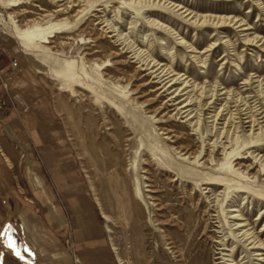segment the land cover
Wrapping results in <instances>:
<instances>
[{
    "label": "rangeland",
    "instance_id": "rangeland-1",
    "mask_svg": "<svg viewBox=\"0 0 264 264\" xmlns=\"http://www.w3.org/2000/svg\"><path fill=\"white\" fill-rule=\"evenodd\" d=\"M174 1L200 12L233 13L251 24L253 29L247 33L264 36V8L254 2L239 0L231 5L230 0ZM18 2L19 5L13 6L11 0H0L3 49L19 58L22 69L30 61L39 69L42 83L51 92L50 101L64 121L67 139L76 149L93 195L107 217L108 229L115 235L113 248L121 259L119 264H230L224 259L231 256L238 264L249 262V258H243L245 248L234 239L228 240V228L227 250L232 247L234 250H221L223 233L217 226L227 220L221 209L224 204L226 210H239L264 239V231L260 232L264 219L256 220L264 207L261 166L253 158L247 159V153L242 151L240 156L244 158L231 159L237 171L231 175L227 171L230 150L214 149L210 145L214 136L206 141L209 145L203 144L198 135L192 134L187 122L169 112L174 106L164 109V104L170 102L167 91L157 90L159 85L153 81L151 86L152 76H143L147 71H138L139 64L133 61L132 53L125 52L117 37H106L104 25L97 22L104 14L114 17L126 32L134 31L132 39L136 42L146 34L145 46L158 59L165 57L159 40L161 32L147 22L145 15L136 17L123 6L122 0L98 6L87 15L80 13L84 10L82 3L71 7L68 0ZM261 2L264 5V0ZM151 13L173 25L193 43L202 59L208 56L207 63L200 64L192 57L193 53L185 51L183 59L178 43L170 36L164 40L174 57L172 65L187 77L190 84L187 90H193L196 97L202 85L216 88L220 84L218 88L243 90L248 95L247 91L254 88L244 86L245 77L264 82V51L258 44L243 43L244 35L239 29L195 28L176 22L162 10ZM38 27L46 38L38 40L36 35L21 34L22 30L31 32ZM227 35L233 43L231 47L222 39ZM216 41L213 50L201 53ZM235 59L238 66L233 62ZM4 60L7 62V58ZM72 62L76 75L68 80L67 65ZM33 64L28 68L33 69ZM194 84L198 85L195 92ZM127 91L133 93L127 96ZM161 126L172 133L167 134ZM177 139L175 147L188 146L195 152L204 148L197 165L177 153L173 147ZM216 177L227 179L228 183L216 181ZM249 190L255 194H249ZM225 191H229L228 199ZM213 192L219 194V204L215 203ZM12 216L10 210L0 226V235L7 226L14 245L21 251ZM0 264H24L4 248L1 238Z\"/></svg>",
    "mask_w": 264,
    "mask_h": 264
},
{
    "label": "crops",
    "instance_id": "crops-1",
    "mask_svg": "<svg viewBox=\"0 0 264 264\" xmlns=\"http://www.w3.org/2000/svg\"><path fill=\"white\" fill-rule=\"evenodd\" d=\"M31 64L13 77L17 109L0 111V226L12 210L18 245L37 264H119L115 235Z\"/></svg>",
    "mask_w": 264,
    "mask_h": 264
},
{
    "label": "bare ground",
    "instance_id": "bare-ground-1",
    "mask_svg": "<svg viewBox=\"0 0 264 264\" xmlns=\"http://www.w3.org/2000/svg\"><path fill=\"white\" fill-rule=\"evenodd\" d=\"M12 5H19L17 0H11ZM61 1V0H59ZM71 3V7L79 5L84 6V10L80 13L86 15L96 10L98 6L109 5L110 2H115L118 0H68ZM231 5L238 3L239 0H230ZM254 2L255 5H258L261 9L264 8L263 2L261 0H248V2ZM106 3V4H104ZM124 7H127L136 17H141L145 15L147 22L159 32H161L159 40L160 45L163 48L162 51L165 54V57L157 58L154 55V52L150 48L145 46V41L147 35L142 36L141 41H135L132 39L134 31L131 30L126 32L114 17H109L107 14H104L103 17H98L99 24H103L105 28L104 34L106 37H117L120 41V44L123 45L125 52L132 53L133 61H136L139 64L138 71H147L143 76L148 77L152 76V81L159 85L157 90L162 89L163 92L167 91L168 101L164 105V109H169V112H174L173 117L183 119L182 122H187L188 126L192 128L193 133L198 135L202 143H206L207 140H210V137H216L215 140L210 144L216 148H222L224 151L230 150L228 153V172L231 175L237 173L236 169L232 166V158L242 159L244 157L240 156L242 151L247 153V159L253 158L264 172V82L263 79H258L252 81V78L245 77L243 79L244 86H251L254 90L247 91L248 95L242 93L243 90L228 89L227 87H221L220 84L216 88H207L205 85H202L199 88V96L193 94V90H187L190 87L189 81L186 80L187 77H184V74H181L174 66L172 61L174 57L171 56L169 49L166 48L164 40L168 36L172 37L176 43H178L181 51L180 55L185 59L184 52L193 53L192 57L199 62L207 63L208 56L206 55L202 59V55L198 52L197 47L190 43L181 33L176 31L173 28V25L162 21L158 17H154V14L151 12L154 10H162L167 15H171L175 18V21L186 23L195 28H228L234 27L235 30H240V33H243V43L246 45H259L264 51V36L259 37V35L254 34L250 35L246 31L253 29L250 23L247 22L245 18L239 17L233 13H212V12H200L196 8H192L189 5L182 4L181 2L174 0H122L121 2ZM230 9V8H229ZM162 18H166L162 17ZM134 21H129L130 24H133ZM56 28H60L59 25ZM129 29H132L133 26H129ZM40 27L29 32L22 30L21 34L30 36L36 35L39 37L38 40L46 38L41 31ZM103 34V33H102ZM108 34V35H107ZM103 37V36H102ZM105 37V36H104ZM82 40L84 38H81ZM224 43L231 47L233 44L229 36L222 37ZM218 41V40H217ZM216 42H213L209 45L210 48L201 53L205 54L216 46ZM84 43V42H82ZM112 46V43H111ZM173 49V48H172ZM234 50H236L234 48ZM226 55L224 56L225 59ZM238 59V55L236 56ZM242 60V59H241ZM234 64L236 59L233 60ZM235 65L238 66L236 63ZM133 66V65H131ZM76 65L74 62L67 65L66 75L71 79V76H75ZM140 72V73H141ZM65 73V72H63ZM147 75V76H146ZM149 84V83H148ZM151 86H154L151 84ZM198 85L194 84V92L197 91ZM123 89H127V86H124ZM246 89V90H247ZM127 96L133 91H127ZM253 92V93H252ZM123 93V92H122ZM161 95V94H160ZM126 96V97H127ZM253 101V102H252ZM211 107L214 109L212 111H207ZM233 107V108H232ZM155 113V112H154ZM221 125V126H220ZM162 130H167L161 126ZM171 130H167V134H171ZM175 136V135H173ZM179 140L177 139L173 147ZM209 145V143H206ZM177 153L183 155L187 160H193L192 162L197 165L200 162V157L204 153V148L199 152L191 151V148L188 146H176ZM263 152V153H262ZM240 156V157H239ZM215 159H212L214 161ZM204 162H207L206 160ZM214 175V174H213ZM221 174L219 176H223ZM228 176V174H227ZM258 174L256 175V177ZM211 179V178H208ZM216 181L223 183H228L227 179H220L219 177L215 178ZM249 182H243V185H248ZM222 185V184H221ZM213 186H217L213 184ZM230 187V186H229ZM246 187V186H243ZM254 190H249V194H255ZM214 195V201L216 204H219V194L212 193ZM229 191H225V196L229 198ZM249 196H245L247 198ZM221 209L225 214L226 223H219L220 226H217L220 232L223 233V237L220 240L221 250H227L228 243L226 242L225 229H229L230 239H234L238 244H241L245 249V256L243 258H249V262H244L243 264H264V239L259 232H256L255 225L253 223H248L247 219H243V215L239 210L231 208L226 210L224 204L221 205ZM218 219L220 217H217ZM264 219V207L261 208L257 214L256 220ZM264 231V224L260 230ZM1 243L4 248L9 251L16 259L24 264H36L35 261L31 258L26 257L21 253V251L14 245L13 239L8 231V227H4L1 231ZM235 248V247H234ZM117 250L118 248L115 247ZM227 250L228 252H232ZM118 252V250H117ZM221 253V252H220ZM119 254V252H118ZM230 257V254H223ZM257 258H254V257ZM119 258V256H118ZM242 258V259H243ZM120 259V258H119ZM254 259L258 260V263H254ZM121 260V259H120ZM230 261V264H238L234 258L224 259V262ZM124 263V262H122ZM240 264V263H239Z\"/></svg>",
    "mask_w": 264,
    "mask_h": 264
},
{
    "label": "built area",
    "instance_id": "built-area-1",
    "mask_svg": "<svg viewBox=\"0 0 264 264\" xmlns=\"http://www.w3.org/2000/svg\"><path fill=\"white\" fill-rule=\"evenodd\" d=\"M4 57L7 58L5 62ZM22 71L19 58L3 49L0 41V111L16 110L17 106L11 95L13 77Z\"/></svg>",
    "mask_w": 264,
    "mask_h": 264
}]
</instances>
